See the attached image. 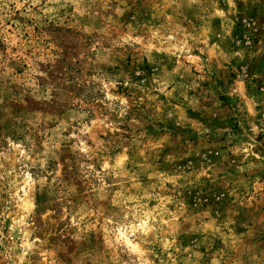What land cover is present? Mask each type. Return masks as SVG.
Wrapping results in <instances>:
<instances>
[{
	"label": "rangeland",
	"instance_id": "obj_1",
	"mask_svg": "<svg viewBox=\"0 0 264 264\" xmlns=\"http://www.w3.org/2000/svg\"><path fill=\"white\" fill-rule=\"evenodd\" d=\"M0 264H264V0H0Z\"/></svg>",
	"mask_w": 264,
	"mask_h": 264
}]
</instances>
